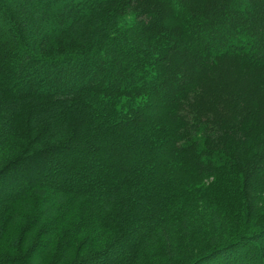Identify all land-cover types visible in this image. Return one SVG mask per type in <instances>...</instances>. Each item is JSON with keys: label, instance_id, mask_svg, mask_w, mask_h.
Listing matches in <instances>:
<instances>
[{"label": "trees", "instance_id": "1", "mask_svg": "<svg viewBox=\"0 0 264 264\" xmlns=\"http://www.w3.org/2000/svg\"><path fill=\"white\" fill-rule=\"evenodd\" d=\"M0 264H264V0H0Z\"/></svg>", "mask_w": 264, "mask_h": 264}, {"label": "rangeland", "instance_id": "2", "mask_svg": "<svg viewBox=\"0 0 264 264\" xmlns=\"http://www.w3.org/2000/svg\"><path fill=\"white\" fill-rule=\"evenodd\" d=\"M206 184H209V183H206ZM205 184V185H206ZM195 188H192L188 193H195ZM193 195V194H192ZM190 196V197H187L186 198V201H187V205H189L190 206V208H191V212H192V214H200L201 212H207V215H210V209L212 208V206H211V204H210V202H208V200H206V197H200L198 194L196 195H194V196ZM184 202V201H183ZM193 205H195V206H193ZM198 217H196V216H194L193 217V220L194 219H197ZM198 220V219H197ZM211 223V220L209 221V222H207L206 220H203L202 221V225L204 226V227H201L202 229H203V231L205 232V233H207V232H209V228H208V226H209V224ZM208 225V226H207ZM198 226H200V225H198ZM196 227V228H199V229H201L200 227Z\"/></svg>", "mask_w": 264, "mask_h": 264}]
</instances>
